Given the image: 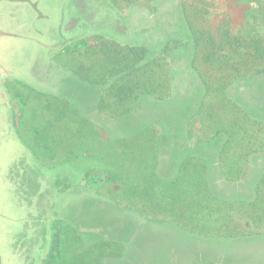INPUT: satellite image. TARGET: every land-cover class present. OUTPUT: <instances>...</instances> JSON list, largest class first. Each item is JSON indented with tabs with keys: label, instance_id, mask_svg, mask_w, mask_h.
Returning a JSON list of instances; mask_svg holds the SVG:
<instances>
[{
	"label": "rangeland",
	"instance_id": "obj_1",
	"mask_svg": "<svg viewBox=\"0 0 264 264\" xmlns=\"http://www.w3.org/2000/svg\"><path fill=\"white\" fill-rule=\"evenodd\" d=\"M177 3L186 9L182 18ZM185 20L211 37L242 42L241 60L227 55L226 66L213 56L211 66L198 64L202 75H216V87L229 79L224 92L207 90L193 68ZM100 40L107 50L116 47L110 57L118 48L144 47L145 59H163L161 97L143 95L126 107L105 102L100 110L114 77L98 80L90 71L85 81L77 72L87 51L90 62L105 65ZM261 54L264 0H147L128 8L121 0H0V91H8L0 102V264H193L204 251L193 230L187 235L178 223H159L161 210L140 206L142 196H158L178 171L184 184L201 188L209 180L214 195L237 203L232 223L239 230L235 222L246 211L264 212V204H253L258 171L264 176ZM238 127L246 141L212 159L219 142L211 134ZM249 146L260 153L235 167L253 169L223 183L230 154ZM223 161V175L216 167L202 173V164ZM209 244L227 249L219 240ZM228 249L237 264H264V237Z\"/></svg>",
	"mask_w": 264,
	"mask_h": 264
},
{
	"label": "trees",
	"instance_id": "obj_2",
	"mask_svg": "<svg viewBox=\"0 0 264 264\" xmlns=\"http://www.w3.org/2000/svg\"><path fill=\"white\" fill-rule=\"evenodd\" d=\"M121 1H123L125 7L128 8L130 5L135 4L138 1L147 0ZM174 8L178 15H180V18H182L181 14L185 13V7L182 4L180 5L179 3H177L175 4ZM197 12L200 16L203 15L201 11L197 10ZM193 14L195 15L196 11ZM202 18L205 22L206 19L204 17ZM164 23L165 22L163 20H160L157 26L162 28L164 26ZM185 26L188 27L189 31L192 34V42L194 48V55L192 56V62L194 63L193 68L197 72L199 78H201V81L206 86L207 90H210V88L212 90H216L220 87L221 93L224 92L225 90H227L230 83L229 79L225 80L224 84L216 87L215 82L213 81L216 75H210L211 79L207 75H204V72H202V75L200 73V69L198 68V64L211 66L213 62V56H217L220 57V59H223L226 66L227 61L225 58L227 55L234 59L238 58L239 60H241L244 55L242 42H240V39L239 41H231V39L226 40L225 36H222L221 39H218L217 37H211V35H208L204 28H195L192 21L190 20H187L185 22ZM98 42L99 44H97V46H100L102 49L101 55L104 56L103 59H105V65L102 67L100 63L102 62L101 60L90 62V51H87L89 60L81 61L80 63L86 62L85 66L82 67V73L79 70L77 72H79L82 80L86 79L85 81L90 80V78L92 79V77H90V71H95L97 73L96 78L98 80H101L103 77L107 76L114 77V81L106 91V98L103 97L102 102L100 101L98 103L100 110H104L103 103L105 102L106 107L116 105H124L126 107L128 105H131L135 100L139 99L143 95H150L157 98L161 97V95L159 94V90H161V88L163 87L162 80H160L162 78V74L164 73L162 67L163 59H160L159 56H154L150 60L145 59L147 57V49L144 47L139 49L127 47L126 49L128 53L118 48L119 54L110 57L109 52L111 51L110 54H113L112 50H114L116 47L107 50L106 47H108L109 44L106 43V41L100 40ZM232 46L239 48L237 53L234 52ZM216 49H219L221 53H217V51H215ZM261 57H264V55L261 54ZM249 63L251 64L252 60H250ZM84 70L85 73L83 72ZM257 131L258 127L254 126L250 131V134L248 135L249 138L252 139L254 137V133H256ZM243 132L244 130L240 127L236 128L235 130L220 128L217 131H214V133L211 135L214 139L218 140L219 150L215 151V154H210V157L213 159V157L222 156V153L227 149L228 146L240 147L243 141H246V135ZM211 135L209 137L204 136V140L202 143H210L212 139ZM197 143L198 142H195V144ZM259 153L260 148L258 146H249L245 150L237 149L233 154H230L231 157H229V159L231 161V164L228 165L230 166V168L228 167V172H226L227 176L222 178L223 183L224 181L226 182V184L237 183L235 182L236 178L233 176L239 173L245 175L247 171L249 170L250 172L253 167L249 164L243 163L239 167L236 166V168L235 163L238 164L239 160L248 163V161L253 160V157H255ZM225 164L226 163L224 161L222 162L221 166L218 165L217 162L215 165L214 163H211V165L202 164V173H206L205 169H207V171L209 172V170L216 167L218 172L223 175V168L225 167ZM177 173V176L175 178H171V180L166 184V188L164 190H159L160 194L158 196L153 198L150 195L148 197L142 196L140 200V206L142 208H158L159 210H161L164 217L162 218V220H156L159 223H178L179 229H188L187 235H189L190 231L193 230L194 233L192 232V235L195 236L192 237H195L200 241V243H202V245L204 246V251L207 253L206 255L205 252L202 251L201 254H199L200 257L195 256L196 259L194 260L193 264H237L236 255L234 254L232 256L228 248L237 242H244L247 245L255 244V242L260 241L261 238L264 237V233L261 228V224L264 223V212H261L259 210L260 208L257 207L260 206V204H264V201H261L262 196L259 192L260 188H262L260 184L262 182L264 183L263 172L258 171L257 177L261 178V180L259 183L258 180L254 185L256 187L255 191L257 193L253 198V204L258 209L256 208L252 211L249 209L248 211H246V215L244 216V218H238V222L236 221L235 224H242L240 225L242 226L241 230L237 229L235 225L233 226L232 223L236 220L233 216L232 211H234L235 207L238 206L237 203L234 204L233 202L222 200L219 194L214 195L209 189V180H204L203 182H201L200 188L199 183L197 185L189 183L184 184L181 176L182 173L180 171H178ZM249 204L253 206L251 202H247V206ZM222 209H225L227 214L221 213ZM194 229H197V232H195ZM211 239L221 241L223 243V246L227 247L225 251L226 253L224 252V250H222L221 246L215 247V250L211 249L213 247L209 244ZM227 240H230V242H225ZM98 247L100 249H103L104 242L102 241L98 245ZM218 256L220 257V259L218 258Z\"/></svg>",
	"mask_w": 264,
	"mask_h": 264
},
{
	"label": "crops",
	"instance_id": "obj_3",
	"mask_svg": "<svg viewBox=\"0 0 264 264\" xmlns=\"http://www.w3.org/2000/svg\"><path fill=\"white\" fill-rule=\"evenodd\" d=\"M86 32H88L89 33V30L88 31H86ZM8 93V91L6 90V91H3L2 89H1V91H0V94L1 95H3L1 98H0V102H4L5 103V101L7 100V97H6V94ZM3 106H4V104H3Z\"/></svg>",
	"mask_w": 264,
	"mask_h": 264
},
{
	"label": "flooded vegetation",
	"instance_id": "obj_4",
	"mask_svg": "<svg viewBox=\"0 0 264 264\" xmlns=\"http://www.w3.org/2000/svg\"><path fill=\"white\" fill-rule=\"evenodd\" d=\"M2 96H3V95L0 94V98H1ZM32 158H33V159H36L33 153H32ZM21 164L23 165L24 163H23V162L20 163V166H21ZM29 170H30V171H34V170H31L30 168H29ZM15 171H17V170H14V171L12 172V174L15 173ZM21 172H22V170L20 169V173H21ZM19 175H20V174H19ZM36 176H37V175H36ZM35 183H37V181H35ZM17 194H18V192H17ZM18 195H19V194H18Z\"/></svg>",
	"mask_w": 264,
	"mask_h": 264
}]
</instances>
